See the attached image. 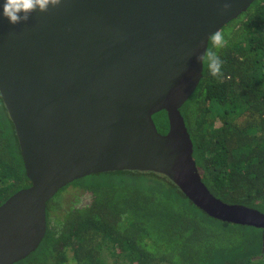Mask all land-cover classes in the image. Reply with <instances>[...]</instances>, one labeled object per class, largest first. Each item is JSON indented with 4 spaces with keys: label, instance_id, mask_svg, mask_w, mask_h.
<instances>
[{
    "label": "water",
    "instance_id": "obj_1",
    "mask_svg": "<svg viewBox=\"0 0 264 264\" xmlns=\"http://www.w3.org/2000/svg\"><path fill=\"white\" fill-rule=\"evenodd\" d=\"M253 1L0 0V96L31 182L0 205V264L37 249L59 189L108 171L165 175L209 216L264 228L207 189L179 111L210 37Z\"/></svg>",
    "mask_w": 264,
    "mask_h": 264
},
{
    "label": "trees",
    "instance_id": "obj_2",
    "mask_svg": "<svg viewBox=\"0 0 264 264\" xmlns=\"http://www.w3.org/2000/svg\"><path fill=\"white\" fill-rule=\"evenodd\" d=\"M192 157L222 202L264 213V0L208 41L201 79L179 108ZM168 131L164 110L152 115ZM0 96V205L30 186ZM46 232L13 264H264V228L206 214L165 175L91 174L46 202Z\"/></svg>",
    "mask_w": 264,
    "mask_h": 264
},
{
    "label": "rangeland",
    "instance_id": "obj_3",
    "mask_svg": "<svg viewBox=\"0 0 264 264\" xmlns=\"http://www.w3.org/2000/svg\"><path fill=\"white\" fill-rule=\"evenodd\" d=\"M104 261H105V264H112V259L108 254L104 255Z\"/></svg>",
    "mask_w": 264,
    "mask_h": 264
}]
</instances>
